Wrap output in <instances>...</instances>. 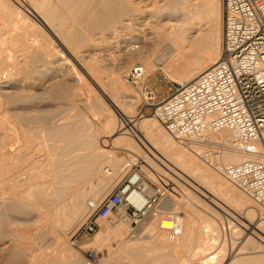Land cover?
Here are the masks:
<instances>
[{
  "label": "bare ground",
  "instance_id": "obj_1",
  "mask_svg": "<svg viewBox=\"0 0 264 264\" xmlns=\"http://www.w3.org/2000/svg\"><path fill=\"white\" fill-rule=\"evenodd\" d=\"M14 1L0 0V20L5 19L0 22V31L15 24L19 27L14 29V35L21 36L25 23L34 28L35 35L31 41V33V43L25 41L24 36L30 33L23 26L27 33L21 36L20 44L0 36V264H86L57 227L63 229L86 206L87 190L97 192L93 200L98 202L110 182L123 174L121 164L128 163L123 149L136 155L143 151L144 143L128 135L133 127L143 141L147 138L151 147L164 153L175 166L168 167L174 174H187L211 193L207 195L210 202L220 204L215 197L221 196L234 209L240 207L248 220L242 222L248 234L246 243L255 244L264 252V209L214 171L200 155V148L176 139L155 116H136L133 107L139 103L140 95L122 76L134 59L143 62L145 76L156 70L148 50L150 44L162 45L165 52H170L169 73L179 84L192 81L217 63L223 50L221 0H162L157 6L152 5L147 15L138 12L134 0ZM19 20H23L21 25ZM87 110L94 116L104 115L105 128L94 127ZM119 113L127 116L131 124L127 129ZM211 135L228 143L236 136L226 129ZM256 148L257 153L230 149L225 159L239 162L264 158V137L257 141ZM143 153L144 160L150 162L147 170L151 177L165 183L172 180L173 173L153 162L145 149ZM129 155L133 160L138 158ZM158 168L171 178L162 175ZM96 177L100 178L98 185L91 180ZM83 179L90 181L85 182L88 185L91 181L96 185L91 183L90 189L82 190L77 181ZM123 212L124 208L118 216L112 214V220H106L105 228L92 242L97 246L113 237L116 241L115 247L109 245L110 257L102 264H180L183 253L192 249L202 255L204 264H258L246 255L238 262L218 261L226 250L225 244L220 246L218 241L220 222L212 217H206L204 225L196 220L185 221L176 240H171L154 220L141 225L149 239L131 240L124 238L130 221ZM111 221L113 225L109 224ZM34 229L36 232L31 234ZM235 229L234 234H239ZM211 230L216 232L212 236ZM143 232L142 229L140 233ZM29 236L32 242L28 241ZM39 241L41 247L33 248ZM53 242L56 248L48 250Z\"/></svg>",
  "mask_w": 264,
  "mask_h": 264
},
{
  "label": "built area",
  "instance_id": "obj_2",
  "mask_svg": "<svg viewBox=\"0 0 264 264\" xmlns=\"http://www.w3.org/2000/svg\"><path fill=\"white\" fill-rule=\"evenodd\" d=\"M223 1L221 58L192 81L171 88L161 102L152 93L146 105L169 133L200 148L211 168L264 209V158L225 159L230 149L257 153L256 143L264 137V0ZM144 76V65L137 63L128 69L126 80L138 84ZM223 129L235 132L233 142L212 137ZM122 172V179L100 201H88L87 218L78 231L94 233L99 220L124 208L132 227L155 220L176 240L184 216L164 207L169 191L147 180L140 164H124Z\"/></svg>",
  "mask_w": 264,
  "mask_h": 264
},
{
  "label": "rangeland",
  "instance_id": "obj_3",
  "mask_svg": "<svg viewBox=\"0 0 264 264\" xmlns=\"http://www.w3.org/2000/svg\"><path fill=\"white\" fill-rule=\"evenodd\" d=\"M11 1L13 2L14 0H11ZM161 2H162V0H158V1L157 0H154V1L153 0L152 1L151 0H134L133 1V4L138 7V12H142V13H144V14L147 15V13L149 12L148 10H150L154 5H156V4L158 5ZM220 5H221L220 6V10H221V18H222V19L220 18L221 19L220 25H221V28H223L222 29L223 30L222 32H224V23H223L224 1L223 0H221ZM4 21H5V19H2L1 18L0 22L4 23ZM19 21H20V23H19ZM19 21H18V25H21V23H23L21 21H23V20H19ZM24 24L25 23L22 24V28L21 29L23 31V34H21V36L23 37V35H25V33H27V31H28L27 29H29V33L30 34L28 33L29 34L28 36L25 35L23 39L25 41L31 43L30 42L31 35L33 34L32 35V39H31V41H32L33 38H34V35H35L34 34L35 33V30H34V28L32 29V27L29 24H28L29 26L28 25H24ZM23 26H25V29L28 27L26 29L27 31H25V29H24ZM4 27L7 28V31H5L6 28H4L2 30V32L0 31V36H2L3 38H5V37H8L9 38L10 37V39L12 40V42L16 41V42H18V44H20L22 37L17 33L18 34L17 36H20V37H18L19 38L18 39L17 36H15L16 33H15V30H14L15 28H17L19 26L15 27V24H13L11 26L9 25V27L7 25L4 26ZM12 30H14V31H12ZM32 30L34 31V33H33ZM9 31L10 32L12 31L13 33H10ZM4 32L6 33V35H4ZM223 37H224V33H223ZM16 38L18 40H20V41H18ZM136 44H135V46H137ZM150 45H149L148 48H150V47L151 48L148 49V50H150L151 56L153 58V63L155 64V69L156 70L154 72L149 71L147 73V75L145 76L144 80H141L138 84H133V83L128 82L126 80V73H127L128 69L132 65H134V64H137V63L143 64V62L140 59H134V62L132 64H129L128 67H126V69H124L125 72L124 71L122 72V76H123L124 81L128 85H130L132 87V89L135 90L136 93H138L140 95L139 96V100L140 101L138 100L139 103L137 105L136 104L134 105L135 108L133 107V111L135 110L134 112L136 113V116H138V117H140L142 115H147V116H152V117L154 116L153 115V108L151 106L146 105V99H149V97L152 95V93L154 95H156V101L159 103L163 98H165L167 95L170 94L171 88H174L177 84H179L176 80L173 79V76L170 75L171 73H169V64H170V59H171V56L169 55L170 52L169 51L168 52L166 51L167 52L166 53L165 50H164V46H162V45H159V44H150ZM157 45H159V46H157ZM163 52L165 53L166 56H164V53ZM161 54H162L163 57L161 56ZM87 115L92 120V123H93V126L94 127H97V128L100 127V129L105 128L104 127V122H103L104 121V118H105L104 115L100 114L101 116L99 115V117L96 116V115L94 116L88 110H87ZM118 115H119V117L121 119V122L126 125L125 129H127L129 126H131V124H128V122H127V119H128L127 116H125V115H123L121 113H119ZM128 132H129L128 135L136 138V140L138 142L141 141L142 143H144L142 145L143 151H141L140 154H138L139 153L138 152L137 155H136L134 152H131V151L125 150V149L122 150V148H120V150H122L124 159H126L127 162H128L127 164H130V165L135 164V163L140 164V166L142 168V171L144 173V176H145V178L147 180H149L150 182H153V183L160 184V185L164 186L169 191L170 197H168L167 200L164 203V207L167 210L172 209V211H181L182 214H183V216H184V218H185L184 222L185 221L186 222H189L191 220H196V221L201 222L200 223L201 225H204V220L207 219L206 217H208V218H211L212 217V219L214 218L216 221L220 222L219 224L217 223L218 225H220V226H218L219 230H221V234H220L221 236L220 235L218 236V238L219 237H221V238H219L220 240L218 239V241H219V245L220 246L222 244L223 245L225 244V246H223V245L222 246L225 247V248H223V250H226V251H223V255H222V257H220V258H224V259L221 260L219 258L218 261L220 260L221 263L223 261L224 262H229L230 260L231 261L238 262V261H240L241 258H243V256L246 255L247 256V259L249 261L257 262L258 264H263V263H260V262H263L264 261V257H262V255L264 254V252L262 251V249H256V247L254 246L255 244H252L253 245V248H252L251 243H248V242L246 243V240L245 239L247 238V235L248 234L246 233L247 232V229H246V227H245L244 224L245 223H248V220H247V217H246L245 213L243 212L242 209H240V207H236L235 206L237 209L236 208L234 209L233 208L234 206H231L232 203H230L229 201L226 202L227 200L224 201L225 199L222 198L221 196H218L219 198L215 197V199H217L216 200L217 201V204L218 203H220V204L215 205L212 202H210V200H209V198H208L207 195L210 196L212 194L211 193H207V191L203 187H201L197 182H194L192 178L190 179V176H188L187 174L184 175V173L181 172L178 168H177V170L182 173V176H180V175L177 176V174H174L168 167L170 165V166H172V167L175 168V166L172 165L171 162H169L167 160V157L164 155V153L162 154L160 151H157L156 148L151 147L152 145L149 142H147V140H146L147 138L146 139L144 138V141H146V142H144L142 140V136L140 135V133L134 127H133V129H131V132L130 131H128ZM102 134H104V133L102 132ZM175 138L178 139L177 137H175ZM113 143H114L113 147H115L117 144L115 142H113ZM117 149H119V148H117ZM144 149H145V154L146 155H147V153L150 154V155H148V157L151 158V159L152 158L154 159V160L152 159L153 162H155V163L157 162V164L159 166L161 165V167L164 170H166L167 173H170V174L173 173L172 174L173 175L172 176V180H170V181H168L166 183L165 182H159V180H156V178L151 177V175H149V171L147 169H148V166H149L148 163H150V162L144 160V158H143ZM134 150H136V149H134ZM129 153L130 154H133L134 156H138V158L136 159V157H135L134 160L131 159V156L129 155ZM156 155L157 156L159 155V156L157 157ZM139 156H140V158H139ZM160 156H162V157H160ZM159 158H160V160H159ZM121 165L123 166L124 164H121ZM162 165H164V166H162ZM107 168H108V166H106V169ZM165 168H167V169H165ZM158 171H162V170H160L158 168ZM160 173H162V175H166L167 177H170L169 174H167V173L165 174V172L163 174V171L160 172ZM122 176H123V174L120 175L119 177H116L113 180V182L112 181L110 182V185L106 188V191H105L106 193L105 192H102L99 195L100 200L113 189V187L122 179ZM97 178L100 180L99 177H96V179L95 178L91 179V180H93V183H96L98 181ZM173 178L177 179L178 182L176 180H173ZM83 180L82 181H77V183L78 184H81L82 187H80V188L82 190H85L86 191L87 189H90L91 188L90 185H91L92 181H91L90 185H88L90 181L88 180V182H86L87 180L86 181L85 180L83 181ZM82 182H84L83 183L84 185L82 184ZM85 182L88 183V184H86ZM191 182H193L194 184L191 183ZM77 183L75 185H78ZM96 184L98 185V183H96ZM96 184H93V185H96ZM172 185L175 186V188H176V191H174V192H173ZM181 185L184 186V187H182ZM203 186L205 187V185H203ZM84 188H86V189H84ZM187 188L190 190V192L188 191ZM205 188H209V187L206 186ZM235 188L238 190L237 187H235ZM88 191L89 190H87L86 192L89 193V194H87V196H86V198L84 200V205H86V206L80 211V213H78L79 216L76 215L77 217L72 218L73 219V220H71L72 222L71 223L69 222V224L66 225L67 228H66V226L65 227L62 226L63 229H60V226L57 227V232L61 235V237L65 236L63 238H65V239L68 240V243L71 246V248L74 251H76L77 256H79L80 258H82L85 261L86 264H102L104 261H106L110 257V252L109 251H111V249L109 250V245H110V247L113 246L114 244H116V241H115L114 237L111 238V240L112 239H114V240H112V241L110 240V242H109L108 239H106V241H107L106 244L108 243V246L105 244V241H100L97 246H94L92 242H94L96 240V238H95L96 234L98 233V231L100 229H104L105 228V225H106L107 221L108 222L110 221V219H108V218H111L112 216L111 217H108L107 219H104L105 221L107 220L106 222L103 221V220H99L98 221L97 230L94 233H88L86 231H78V229L81 226V224L87 218V214H88V211H87L88 210V201L90 199H95V194L97 193L96 191H92V192L91 191L88 192ZM171 191L174 194H171ZM238 191L241 192L240 190H238ZM193 192L195 194H200V195H196L198 197V199L195 196V194H193ZM204 193H206V194H204ZM176 195H177V197H175ZM175 199L176 200L178 199V200L175 201ZM206 201L208 202V204H207L208 206L205 205L206 204ZM177 203L179 205H177ZM200 203H202V205ZM209 205H211L212 207L210 208ZM190 206H192V208L194 210H196V213H198V214H196L192 210V208H190ZM213 207L215 209H213ZM186 208H188V209H186ZM214 210H217L219 212L220 216H219V214H218L217 211H215V212H217L215 214ZM199 212L202 213V216H201L202 218L199 217L201 215V214H199ZM206 214L208 216H206ZM113 215L114 216H118V213L117 214H113ZM220 218H221V220H220ZM111 220H112V218H111ZM114 220H116V219H114ZM232 221L235 223L234 227H232L233 224H234ZM243 221L245 223H242ZM112 222L113 221H111L109 224L110 225H113ZM222 222H223V224H222ZM230 222L233 223V224H231ZM229 223L231 224V227H228L230 225ZM129 226H130V230H128L127 232H125L124 238L131 239V240H132V238H134L133 240H136V239L137 240H140L141 238H142L141 240L147 239V238L149 239V234L145 232L144 228H142L141 225L139 227H132L131 225H129ZM224 227H226V228H224ZM235 228L238 230L239 234H237V233L234 234V229ZM142 229L144 231L143 234H141L142 233ZM236 229H235V232H237ZM240 229H243V230H240ZM244 229H245V231H244ZM35 232H36V230L34 229V231H32L31 234H33ZM240 232L241 233L243 232V233L241 234ZM215 233L216 232H214L213 230H211L210 236H212ZM245 234H246V236H244ZM256 235H258V234H256ZM256 235H253V237L256 240L260 241L259 237H257ZM29 238H28V241H31L32 242L33 241V238H31V236H29ZM109 239H110V237H109ZM227 239H228V242L225 241ZM40 243H42V242L39 241L38 243H34L33 244V248L34 247L35 248H40L41 245H42V244L40 245ZM111 243H113V244H111ZM91 244H92V246H91ZM243 244L246 245L245 246L246 248L244 247ZM113 247H115V246H113ZM241 247H244V248L241 249ZM254 247H255V249H254ZM55 248H56V243L53 242V243H50V245L48 247V250H54ZM241 250H243V252ZM192 251L194 253L193 255L191 253ZM91 253H94V256L91 255ZM260 254H261V256H260ZM209 255H210V253H209ZM252 255H253V257L251 258ZM239 256H240V258H239ZM187 257H188V259H187ZM189 257H190V260H189ZM260 257H262V258H260ZM250 259H252V260H250ZM181 260H183V262ZM181 260H180V264H181V262H182V264H184V263L185 264H204L203 263V259H202V255L201 254H198V253L196 254L193 249L190 250V252L189 251L184 252L183 253V257H182Z\"/></svg>",
  "mask_w": 264,
  "mask_h": 264
}]
</instances>
